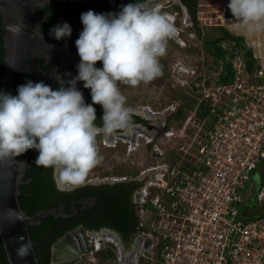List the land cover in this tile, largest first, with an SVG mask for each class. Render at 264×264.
<instances>
[{"label":"built area","instance_id":"obj_1","mask_svg":"<svg viewBox=\"0 0 264 264\" xmlns=\"http://www.w3.org/2000/svg\"><path fill=\"white\" fill-rule=\"evenodd\" d=\"M221 2L211 25L233 33ZM197 21L210 26L198 14ZM196 32L190 37L203 44ZM238 37L252 51V70L244 50L225 59L207 50L201 67L178 64V81L195 101L151 141L161 166L147 167L155 176L137 204L136 249L121 251L104 231L85 253L88 264H264V178L255 207H243L264 161V49L254 52Z\"/></svg>","mask_w":264,"mask_h":264},{"label":"clouds","instance_id":"obj_2","mask_svg":"<svg viewBox=\"0 0 264 264\" xmlns=\"http://www.w3.org/2000/svg\"><path fill=\"white\" fill-rule=\"evenodd\" d=\"M227 7L234 18L229 30L243 36L254 52L264 49V0H229ZM80 20L83 29L75 40L80 59L67 87L61 83L53 90L43 81L28 80L17 86L16 95L0 91V160L35 150V165L52 169L53 181L62 190L82 185L100 164L97 136L128 127L130 109L118 85L136 87L162 76L160 58L177 35L172 20L153 0H135L117 13L88 10ZM49 34L60 41L71 36L72 28L57 23ZM52 75L60 79L56 69ZM78 81L90 89L91 103L85 102ZM96 104L103 110L100 125L95 123ZM17 240L22 243L16 256L23 261L31 243L23 235Z\"/></svg>","mask_w":264,"mask_h":264},{"label":"flooded vegetation","instance_id":"obj_3","mask_svg":"<svg viewBox=\"0 0 264 264\" xmlns=\"http://www.w3.org/2000/svg\"><path fill=\"white\" fill-rule=\"evenodd\" d=\"M104 1L108 2L107 0ZM51 2L55 3L50 1L38 8V10H44ZM134 2L135 0H127L126 4ZM153 2L156 6L159 0H153ZM193 2L194 0L164 1L168 7L176 4L177 6H183L192 18L198 33H203L207 28L199 26L197 16L195 18L192 15L190 9ZM176 40L178 38L175 37V39L168 41L166 54L160 58L163 71L162 76L146 85L150 89L149 93H152L149 95V99L145 102L143 100L138 102L136 96H134L131 97L129 103L126 100L125 106L130 109L128 127L124 130H117L109 136L103 134L97 136L101 143L109 146L108 150L101 149V154L105 157H112V162L114 163L115 161L114 166L107 162V165H109L107 167L106 164H103L104 162H100L103 166L99 171L101 177L95 180L86 179L82 185L72 190H62L54 183V189L57 192H70L82 189L78 193V198L71 196L63 197L52 208L62 207L61 213L64 217L80 220L81 222L78 225L67 232L73 231L77 227H83L91 246H94V239H97L104 231H108L111 232V235H115L117 240L119 239L121 241L125 246V252L131 253L136 249L138 234L141 233L138 222L134 228L126 231L120 229H126L134 225L135 218L137 219L138 201L143 196L145 187L155 176V172L147 170V167H150L147 166L150 165L148 163L151 160L155 161L154 157H152L151 141L154 137L167 131L173 122L180 120L184 108L187 106L186 103L191 105L195 101L182 86L176 83V80L178 82V78L183 75L179 72L180 67L178 66L179 63L181 64L179 60L183 59V54L179 49L181 47L178 48V45H176ZM193 44H196V42ZM181 46H186L189 50V47H192L186 41ZM174 60L178 62L172 64ZM96 66L102 67L101 62L97 61ZM63 84L64 86L68 85V83ZM60 85V82H55V86L52 89L55 90ZM130 87L135 93L137 87ZM159 87L163 88L164 91L157 98L153 94L158 92L155 89ZM77 88L81 90L78 83ZM85 90L86 95H84V100L86 103H91L90 89ZM93 106L96 109L97 116L95 123L100 125L102 123L101 116L103 110L98 104ZM143 156L146 157L145 160L142 158ZM124 162H127V164L125 165ZM26 181L30 182L31 178ZM66 233L56 239L55 242L64 237ZM54 243L52 244V248Z\"/></svg>","mask_w":264,"mask_h":264},{"label":"water","instance_id":"obj_4","mask_svg":"<svg viewBox=\"0 0 264 264\" xmlns=\"http://www.w3.org/2000/svg\"><path fill=\"white\" fill-rule=\"evenodd\" d=\"M50 1L56 3L63 0H0L3 20L0 32L5 31L6 49V70L0 76V91L16 95L17 86L28 80L43 81L53 88L55 82L67 83L77 74L76 65L80 58L75 40L79 33H72L70 37L57 41L41 30L47 16H40L37 8ZM107 1L109 2L107 13H117L127 3V0ZM16 28L19 29L18 32L13 31ZM53 69H56L59 80L52 75ZM77 83L83 96L86 95L82 82ZM29 166L28 152L17 158L0 160V234L9 264H39L28 227L39 224L41 219L47 216H64L61 213L62 207L40 210L35 215H28L22 209L19 202L20 185L29 182L23 180L26 168ZM19 217L22 219H18ZM115 233L118 235L117 232ZM20 235L25 237L24 242L31 243L30 254L23 261L17 258L15 252L22 243L17 240ZM93 248L84 228L77 227L54 243L51 262L52 264H88L84 253H88Z\"/></svg>","mask_w":264,"mask_h":264},{"label":"trees","instance_id":"obj_5","mask_svg":"<svg viewBox=\"0 0 264 264\" xmlns=\"http://www.w3.org/2000/svg\"><path fill=\"white\" fill-rule=\"evenodd\" d=\"M226 1V14L232 16L227 5L229 0ZM199 0H194L191 5V13L196 18L197 5ZM109 3L104 0H63L56 3H50L44 10H38L40 16H47V19L42 25V31L49 34L50 28L55 26L57 23L67 22L72 28V33H80L83 29V25L80 20L82 12L92 10L95 13H107ZM178 8L180 6H177ZM3 25L2 15L0 12V26ZM5 31L0 32V76H2L6 70L5 64ZM205 43L207 50L216 55L218 58H223L229 55L231 58L234 52L237 50L245 51L246 61L249 63L250 68L255 67V60L253 59L252 51L245 44L241 37L229 32L222 26H213L208 31V37H205ZM230 59L225 61V68L231 70ZM45 66V65H43ZM226 79V76H223ZM66 85L65 87H67ZM203 107V103H201ZM30 166L26 170V176L23 178L24 181L31 178L30 182L22 183L20 185L19 202L22 209L28 215H35L40 210L51 209L57 201L66 196L78 198V193L82 189H77L70 192H57L54 189V182L52 178V169L37 167L34 160L38 153L35 150H28ZM97 190V189H96ZM249 209L252 206H246ZM81 221L75 220L70 217L64 216H47L41 219L39 224L30 225L28 227L31 235L34 249L39 261V264H52L51 262V250L52 244L56 239L64 235L68 230L73 229ZM137 224L135 218L134 225L129 228H122L120 230H128L134 228ZM0 264H9L6 250L3 244V240L0 234Z\"/></svg>","mask_w":264,"mask_h":264},{"label":"rangeland","instance_id":"obj_6","mask_svg":"<svg viewBox=\"0 0 264 264\" xmlns=\"http://www.w3.org/2000/svg\"><path fill=\"white\" fill-rule=\"evenodd\" d=\"M164 1L165 0H159V3L158 5H156V8L161 14L165 15L166 17H169L177 28L176 38H178V40H176L175 43L176 45H178V48L181 47L179 49H180V52L183 54L182 56L183 59H180L179 61L181 62L182 65H188L189 63L192 64L193 61L195 62L197 60L200 62V67H201L203 65V60H204L203 58L207 56V48H206V43H205L206 41L202 44L201 40H198V38L190 37L189 34H191L192 32H196L195 31L196 26L193 24V20L190 17L188 11L183 6H180L178 8L176 4L172 7H168L165 5ZM221 3H222L221 0H199V3L197 5L196 15L198 14L200 17L203 18L204 21L210 24V26H206L207 29H205V31L203 32L202 34L203 37H206V38L208 37L209 29L214 26L211 24H214L215 19L220 15V13L217 11L220 9ZM196 35H198V33ZM185 41L189 43L190 45H192V47H189L190 50L187 49L186 46H181L183 42ZM194 42H196V44H193ZM177 62L178 61L174 60L172 64L177 63ZM176 83L177 85L182 86L179 81L177 82V80H176ZM146 85L148 84H145L142 82L138 86H136L137 93L136 92L134 93L130 86L121 84L119 87L121 88L122 94L126 96L128 103L130 102L129 100L131 99V97H134V96H136V100L138 102L142 100L143 102H145L146 100L149 99V95L152 94V93H149L150 89ZM183 88L185 89V87ZM155 90H157L158 92L153 94V96H157V98L160 95H162L164 91V89L161 87L156 88ZM188 104L189 103H186V105ZM97 144L99 148V154L102 156L101 162H104L103 164H106L107 167L109 166L107 165V162H109L110 165L114 166L115 161L114 163L112 162V157L111 158L107 156L105 157L104 155L101 154V149L108 150L109 146L101 143V141L98 140V138H97ZM142 158H144V160L146 159V157L144 156ZM124 164L126 165L127 162H124ZM148 164L150 165H147V166H161V164L156 160L155 161L151 160ZM102 167L103 166L101 164L97 165L95 168H93L89 172L86 179H91V180L99 179V177H101V173L99 171H100V168ZM263 178H264V161L262 162L261 166L255 171V173L252 176V180L248 184L249 190L246 191V194H245L246 202L243 205V207L250 206V205L252 206V208L255 207L256 203L254 202H255L256 194L259 191ZM105 234L106 232L102 236L104 237ZM112 239L118 245L121 251L125 249V246L121 243L119 239L117 240V239H114L113 237Z\"/></svg>","mask_w":264,"mask_h":264}]
</instances>
